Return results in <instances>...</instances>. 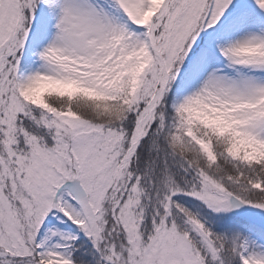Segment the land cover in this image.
<instances>
[{
  "label": "snow or ice",
  "instance_id": "1",
  "mask_svg": "<svg viewBox=\"0 0 264 264\" xmlns=\"http://www.w3.org/2000/svg\"><path fill=\"white\" fill-rule=\"evenodd\" d=\"M0 264H264V0H0Z\"/></svg>",
  "mask_w": 264,
  "mask_h": 264
}]
</instances>
